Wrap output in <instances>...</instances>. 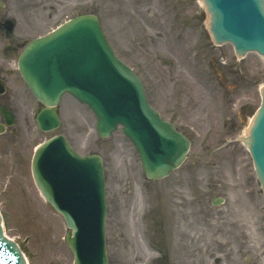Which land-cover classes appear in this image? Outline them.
Wrapping results in <instances>:
<instances>
[{
    "label": "rangeland",
    "instance_id": "rangeland-1",
    "mask_svg": "<svg viewBox=\"0 0 264 264\" xmlns=\"http://www.w3.org/2000/svg\"><path fill=\"white\" fill-rule=\"evenodd\" d=\"M86 13L99 16L116 53L144 80L151 104L190 138V152L169 177L147 180L122 128L101 138L91 110L65 95L61 126L41 132L30 119L24 152L0 135L6 234L30 264L74 263L65 220L39 193L29 165L34 145L63 134L81 155L104 158L109 264H264V194L242 142L261 104L263 59L215 45L201 0H0V21L17 22L10 40L0 31V77L7 100L20 96L19 113L31 117L37 108L21 91V40ZM216 197L225 203L213 206Z\"/></svg>",
    "mask_w": 264,
    "mask_h": 264
},
{
    "label": "water",
    "instance_id": "water-1",
    "mask_svg": "<svg viewBox=\"0 0 264 264\" xmlns=\"http://www.w3.org/2000/svg\"><path fill=\"white\" fill-rule=\"evenodd\" d=\"M204 2L217 44L228 42L240 56L257 52L264 58V0ZM5 27L12 32V23ZM19 65L32 93L44 105L56 106L62 94L69 92L97 115L101 137H110L123 125L148 179L164 178L185 161L190 141L149 105L141 80L114 54L95 15L77 17L33 41ZM5 91L0 80V93ZM262 96L246 143L264 191V88ZM2 113L9 117L4 110ZM37 121L44 131L60 125L58 115L49 109L42 110ZM33 169L38 187L72 229L67 242L75 264H108L102 158L81 157L64 136H58L41 147ZM0 264H26L18 246L4 237L1 224Z\"/></svg>",
    "mask_w": 264,
    "mask_h": 264
},
{
    "label": "flooded vegetation",
    "instance_id": "flooded-vegetation-1",
    "mask_svg": "<svg viewBox=\"0 0 264 264\" xmlns=\"http://www.w3.org/2000/svg\"><path fill=\"white\" fill-rule=\"evenodd\" d=\"M18 96H14L12 100L8 99L7 104L10 108H12L15 113L18 115V120H16V124L13 127L6 128L3 121L2 125L3 128V134L6 135V140L9 141L11 145H13L15 148H20L21 153L24 152L28 147V140L27 136L29 135V118L26 115H23L22 113H19L17 110H15L16 103L18 101ZM174 116L176 117V111L173 112ZM175 120V119H174ZM29 139V137H28Z\"/></svg>",
    "mask_w": 264,
    "mask_h": 264
},
{
    "label": "bare ground",
    "instance_id": "bare-ground-1",
    "mask_svg": "<svg viewBox=\"0 0 264 264\" xmlns=\"http://www.w3.org/2000/svg\"><path fill=\"white\" fill-rule=\"evenodd\" d=\"M202 2V1H201ZM203 3V2H202ZM209 21H210V19L208 18V21H207V24L209 25Z\"/></svg>",
    "mask_w": 264,
    "mask_h": 264
}]
</instances>
